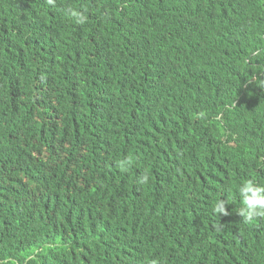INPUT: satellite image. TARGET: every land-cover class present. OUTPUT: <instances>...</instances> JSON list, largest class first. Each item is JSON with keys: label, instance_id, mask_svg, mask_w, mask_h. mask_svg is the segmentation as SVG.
<instances>
[{"label": "trees", "instance_id": "16d2710c", "mask_svg": "<svg viewBox=\"0 0 264 264\" xmlns=\"http://www.w3.org/2000/svg\"><path fill=\"white\" fill-rule=\"evenodd\" d=\"M19 1L0 0V38L42 18L29 64H0V264H264V218L245 222L236 190L264 184V150L242 139L246 172L205 190L215 169L193 179L159 138L196 102L262 133L264 0Z\"/></svg>", "mask_w": 264, "mask_h": 264}, {"label": "clouds", "instance_id": "9594fccd", "mask_svg": "<svg viewBox=\"0 0 264 264\" xmlns=\"http://www.w3.org/2000/svg\"><path fill=\"white\" fill-rule=\"evenodd\" d=\"M20 3L19 0H16ZM26 4V3H25ZM21 5L19 10L21 9ZM11 15L0 14V24L6 22ZM42 16L39 14L25 18L19 27L16 36L6 35L0 38V64L9 61L13 65H17L19 59H23L25 64L30 62L28 34L31 28L41 21ZM12 68H6V72L12 71ZM166 71L161 64L153 68V74L157 77ZM183 105H180L177 110H181ZM10 111H14L17 115L21 113V108L16 97H13L8 105ZM206 103L196 102L193 108L189 107V111L185 117L184 123H171L169 127L161 132L163 141L169 145L175 146V154L179 166L182 170H188L193 173L194 178L201 172L203 168L215 169L217 175H207L199 178L202 187L207 189L217 188L220 184L228 180V176L238 171L239 175L243 176L246 172L250 161L245 159L242 163L239 159L238 152L241 148V140H254L256 146L264 150V130L259 136L249 137L246 129L249 128L244 122L232 127L227 119L221 118L223 112L215 115L211 120ZM8 120V119H7ZM2 121V120H0ZM203 123L207 125L199 130V126ZM197 135L194 137L195 132ZM17 131L13 133L14 136ZM19 141V139H18ZM169 163H174L173 150L166 152ZM121 168H127L131 165L130 159H123L120 162ZM155 167H158L156 160ZM149 176H142V183H147ZM217 181H220L218 184ZM238 184L237 192L239 195L241 207L239 209L240 217L248 223H253L256 218H264V184L253 179ZM228 200L220 198L213 205V210L220 217L229 215L227 205ZM56 205L53 204V207ZM105 243V239L103 241ZM101 244V246L103 245ZM116 245L114 248H116ZM39 252L38 248H34ZM29 250H21L19 254H24ZM34 257L31 255L29 259ZM86 259L82 261H73L68 264H85ZM218 264V263H217Z\"/></svg>", "mask_w": 264, "mask_h": 264}]
</instances>
